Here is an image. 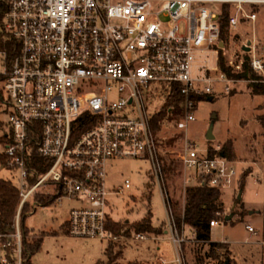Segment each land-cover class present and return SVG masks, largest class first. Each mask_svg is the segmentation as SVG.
Segmentation results:
<instances>
[{"label": "built area", "instance_id": "2783aa9c", "mask_svg": "<svg viewBox=\"0 0 264 264\" xmlns=\"http://www.w3.org/2000/svg\"><path fill=\"white\" fill-rule=\"evenodd\" d=\"M209 2H222V7L216 11ZM261 3L0 0V38L12 41L0 48V158L2 167L21 171L17 187L22 197L12 230L0 232V264H29L23 212L28 201L27 214L35 208L37 200L33 204L31 198L43 186L55 201H77L65 223L69 234L117 238L111 196L124 193L132 182L126 178L124 185L110 186L108 164L125 157L151 162L171 231L181 244L166 176L184 173L180 178L186 185L197 180L224 191L239 185L242 169L224 154L210 155L208 146L187 133L179 160L170 166L153 125L152 91L156 85L179 84L186 113L177 127L185 132L196 119V97L231 93L237 81L246 80L210 65L213 53L220 65L226 49L221 28L225 5L233 27L246 19L255 24V7ZM249 53L264 83V55L256 45ZM244 59L229 64L241 70ZM36 152L45 160H34ZM261 156L263 161L264 140ZM220 221L213 219L211 225ZM246 227L257 232L253 223ZM179 259L183 262L182 255Z\"/></svg>", "mask_w": 264, "mask_h": 264}, {"label": "rangeland", "instance_id": "374dc122", "mask_svg": "<svg viewBox=\"0 0 264 264\" xmlns=\"http://www.w3.org/2000/svg\"><path fill=\"white\" fill-rule=\"evenodd\" d=\"M207 4L216 11L222 7V2ZM233 10L235 11V8ZM255 10L258 12L255 24L246 19L229 28L230 36L226 40V49L221 50L228 63L230 60L239 61L246 54L250 55L249 51L244 49V45L249 41L264 55V3L257 5ZM218 58L219 55L213 53L209 60L210 65L220 68ZM234 86L235 89L231 93L222 92L214 97L198 99L194 109L196 119L185 132L179 130L175 121H166L157 133L164 140L181 134L172 145L165 143L163 149L160 147L167 161H172L170 166L179 160L177 157L182 150L186 133L203 147H218L233 139L236 164L242 171L251 169V172L244 179V187L237 184L232 189L234 191H222L225 209L221 214V221L212 226V240L230 242L232 255L239 264H264V160L261 161L264 95L255 94L248 79L239 80ZM5 95L7 96L6 93ZM151 100V110L155 114L161 107L163 98L152 95ZM215 113L217 117L213 119ZM212 121L215 123V138L209 139L207 135ZM0 148L3 146L0 145ZM151 169V162L144 158L111 159L108 164L109 185H124L126 178H130L132 182L131 187L126 188L124 193L111 196V205L117 226L129 223L128 227L135 220L143 218L151 206L153 221L164 223L161 232L146 233L147 237L139 238L136 231H133L132 235H117L114 243L99 237L74 236L67 232L65 223L77 201L68 198L50 204L37 201L35 208L28 212L26 227L30 240L36 235H43L44 240L41 247L31 255L32 261L35 264H109L113 259L115 263L122 264H161L160 260L165 259L164 264L193 263V250L188 247L189 251L186 253L181 244H196L195 229L186 225L181 234L184 241L179 244L175 240L169 225L166 201L163 199L159 183L152 176ZM183 175L184 173L178 177L166 176L171 198L179 201L182 209L189 185L180 178ZM0 176L11 179L16 185L21 183V171L2 167L1 158ZM258 178L263 182H258ZM43 191H47L46 186L41 187V192ZM240 193L242 197L236 203ZM31 200L34 204V197ZM228 215L231 217H227ZM247 222L253 223L257 232L250 231L246 227ZM208 247L206 244L203 251ZM181 255L183 262L179 259Z\"/></svg>", "mask_w": 264, "mask_h": 264}, {"label": "trees", "instance_id": "16d2710c", "mask_svg": "<svg viewBox=\"0 0 264 264\" xmlns=\"http://www.w3.org/2000/svg\"><path fill=\"white\" fill-rule=\"evenodd\" d=\"M230 8L229 5H225L222 17H221V28H222V39L226 40L230 36ZM9 40L0 38V48L10 45ZM251 56L246 54L244 59L243 68L236 70V68L228 63V59L225 54L221 53L220 67L222 70L227 72L230 76L241 79H248L253 88L255 94L264 95V83L261 81V76L251 66ZM154 97L162 96L163 103L159 110L153 116L154 129L157 132L161 129L162 125L166 121H175L176 125L179 119L185 114V96L177 83L173 84H161L156 85L152 91ZM208 96L196 97V100L200 98H207ZM262 124L264 125V114L261 116ZM2 125L0 123V129ZM159 132V131H158ZM158 134V133H157ZM181 136L180 133L172 135L166 140L161 139L157 136L159 146L163 149V145L173 144L174 141ZM2 140V138H0ZM3 141V140H2ZM210 155L224 154L231 159H235L236 150L233 139L228 140L222 145L220 149L215 146L209 145ZM35 159L37 161H44L45 158L35 153ZM172 162V161H171ZM169 162L167 163V165ZM47 170V167L43 169ZM251 172V169H245L242 171L240 178V186L244 187L245 177ZM242 194V193H240ZM34 199L39 201L41 204H50L56 200L47 191L36 193ZM21 194L17 185L8 178L0 176V232L12 230V224L21 201ZM241 198L237 196L236 203ZM223 192L220 188L210 185L209 183L200 184L197 180H194L186 188L184 208H181L179 201L171 198V204L173 207L174 218L176 221L179 233H183L186 225H190L195 229V242L193 246H189L186 243L183 244V249L186 253L189 251L188 247L194 252L193 263L189 264H239L235 257L232 255V249L230 242L228 241H216L212 240V225L213 219H220L225 209ZM31 201H28L24 207L23 212V225L25 231V243L30 256L28 263L35 264L32 261L31 255L41 247L43 243V235H36L32 240L29 239V231L26 227L27 211L31 209ZM153 210L151 206L148 208L147 214L138 220H135L129 227L125 223L120 226H115L116 235H132L133 231L137 233H159L163 230L164 223H155L153 221ZM126 226V227H125ZM126 228V229H125ZM67 230V228H66ZM118 237V236H117ZM116 239V238H115ZM111 242H116L114 239ZM209 245L206 251H203L205 245ZM112 247V245H111ZM109 264H122L115 263L113 259ZM130 264V263H128Z\"/></svg>", "mask_w": 264, "mask_h": 264}, {"label": "water", "instance_id": "95a60500", "mask_svg": "<svg viewBox=\"0 0 264 264\" xmlns=\"http://www.w3.org/2000/svg\"><path fill=\"white\" fill-rule=\"evenodd\" d=\"M251 42L252 41H249L248 44L244 45V49L246 51H250L251 50V48H252ZM221 45L223 46L224 45V42H221ZM216 117H217V114L215 113V115L213 116V119H215ZM214 125H215V123H214V121H212L211 122V125H210V128H209V131H208V135H207L209 139L215 138ZM239 197L241 198L242 197V194H240ZM228 217H231V216L228 215Z\"/></svg>", "mask_w": 264, "mask_h": 264}, {"label": "crops", "instance_id": "0c3cea01", "mask_svg": "<svg viewBox=\"0 0 264 264\" xmlns=\"http://www.w3.org/2000/svg\"><path fill=\"white\" fill-rule=\"evenodd\" d=\"M231 191H234V190H232V189H230ZM240 195V194H239ZM184 202H185V200H184ZM228 217V216H227ZM68 232V231H67Z\"/></svg>", "mask_w": 264, "mask_h": 264}]
</instances>
